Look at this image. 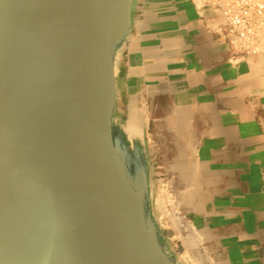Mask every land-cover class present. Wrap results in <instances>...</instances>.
<instances>
[{
  "label": "water",
  "instance_id": "water-1",
  "mask_svg": "<svg viewBox=\"0 0 264 264\" xmlns=\"http://www.w3.org/2000/svg\"><path fill=\"white\" fill-rule=\"evenodd\" d=\"M139 0H0V264H186L121 60Z\"/></svg>",
  "mask_w": 264,
  "mask_h": 264
},
{
  "label": "crops",
  "instance_id": "crops-1",
  "mask_svg": "<svg viewBox=\"0 0 264 264\" xmlns=\"http://www.w3.org/2000/svg\"><path fill=\"white\" fill-rule=\"evenodd\" d=\"M218 23L189 0H139L122 106L142 122L156 188L167 180L182 214L180 255L264 264L263 62L228 63Z\"/></svg>",
  "mask_w": 264,
  "mask_h": 264
},
{
  "label": "built area",
  "instance_id": "built-area-1",
  "mask_svg": "<svg viewBox=\"0 0 264 264\" xmlns=\"http://www.w3.org/2000/svg\"><path fill=\"white\" fill-rule=\"evenodd\" d=\"M202 13L209 10L218 20L214 30L225 43L231 64L246 59L263 62L264 87V0H189Z\"/></svg>",
  "mask_w": 264,
  "mask_h": 264
},
{
  "label": "rangeland",
  "instance_id": "rangeland-1",
  "mask_svg": "<svg viewBox=\"0 0 264 264\" xmlns=\"http://www.w3.org/2000/svg\"><path fill=\"white\" fill-rule=\"evenodd\" d=\"M158 178L159 176H157ZM155 207L158 211L164 233L170 238L176 251L180 253V242L187 228H184L182 214L176 207L175 199L167 180L159 179V182H157ZM183 259L186 264H189L185 258Z\"/></svg>",
  "mask_w": 264,
  "mask_h": 264
}]
</instances>
